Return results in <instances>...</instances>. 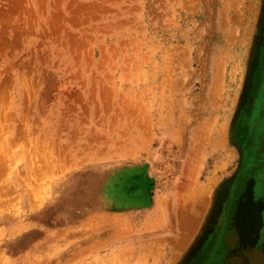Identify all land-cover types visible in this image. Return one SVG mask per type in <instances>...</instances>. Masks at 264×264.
<instances>
[{
    "label": "rangeland",
    "instance_id": "1",
    "mask_svg": "<svg viewBox=\"0 0 264 264\" xmlns=\"http://www.w3.org/2000/svg\"><path fill=\"white\" fill-rule=\"evenodd\" d=\"M263 3L0 0V264H40L46 233L92 215L106 243L88 255L124 243L179 264L239 166L231 128ZM259 60L245 164L192 264H264Z\"/></svg>",
    "mask_w": 264,
    "mask_h": 264
},
{
    "label": "crops",
    "instance_id": "2",
    "mask_svg": "<svg viewBox=\"0 0 264 264\" xmlns=\"http://www.w3.org/2000/svg\"><path fill=\"white\" fill-rule=\"evenodd\" d=\"M148 216H152V214ZM96 217L92 215L80 224L58 227L54 232L46 233L38 244L43 256L40 264H113L114 257L120 264H159L163 255L159 250L160 248L157 249L156 247L140 246L133 248L131 244L125 246L124 243H121L119 248L115 249L116 251L104 250L103 253L99 254L101 256L99 258L95 254L88 255L89 252L96 251V248L105 249L106 242L99 241L97 244L91 238L93 230L90 229L89 225L91 220ZM150 223L152 222L150 221ZM171 249L172 254H174L177 247ZM167 251L168 249L165 247V252Z\"/></svg>",
    "mask_w": 264,
    "mask_h": 264
},
{
    "label": "water",
    "instance_id": "3",
    "mask_svg": "<svg viewBox=\"0 0 264 264\" xmlns=\"http://www.w3.org/2000/svg\"><path fill=\"white\" fill-rule=\"evenodd\" d=\"M263 48H264V3L259 17L258 26L256 29L255 40L253 43L247 78L245 80L242 96L240 98L238 109L231 128V138L235 142L240 152L239 166L236 172L234 173V175L232 176V178L227 183L223 184V186H221L219 190V195L216 200V209L213 212L214 215L212 221L209 222L207 228L202 232V234L200 235L199 239L194 244L192 249L185 255V257L181 260L179 264H192V262L197 257H199L201 251L205 249L210 236L216 232L218 226L222 222L223 217L225 215L226 205H227V201L226 200L224 201L225 192L226 190H228V188L230 189L235 188V183L238 180L242 168L245 164V148L242 142L238 140V130L243 115L248 112V105L251 100V91L254 86L255 74L261 65L259 59ZM249 118L250 117L248 116L247 120H249Z\"/></svg>",
    "mask_w": 264,
    "mask_h": 264
},
{
    "label": "flooded vegetation",
    "instance_id": "4",
    "mask_svg": "<svg viewBox=\"0 0 264 264\" xmlns=\"http://www.w3.org/2000/svg\"><path fill=\"white\" fill-rule=\"evenodd\" d=\"M226 212H227V209H226Z\"/></svg>",
    "mask_w": 264,
    "mask_h": 264
}]
</instances>
